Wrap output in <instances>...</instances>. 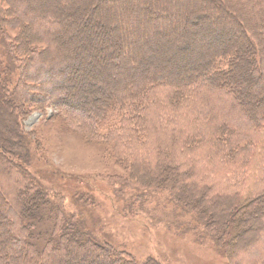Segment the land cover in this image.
<instances>
[{"label": "trees", "instance_id": "1", "mask_svg": "<svg viewBox=\"0 0 264 264\" xmlns=\"http://www.w3.org/2000/svg\"><path fill=\"white\" fill-rule=\"evenodd\" d=\"M62 1L0 4V34L16 30L0 71V264H159L98 238L29 170L38 141L24 122L47 109L124 167L127 178L108 177L118 197L166 191L226 263L264 264V244L254 255L264 237V184L215 190L184 155L201 149L239 175L251 139L250 156L264 153V0ZM95 8L103 21L85 15L97 18ZM67 20L76 35L68 36ZM85 41L104 45L114 74L98 93L74 79L88 68ZM157 54L174 63L158 64ZM231 219L244 220V236L223 225Z\"/></svg>", "mask_w": 264, "mask_h": 264}, {"label": "rangeland", "instance_id": "2", "mask_svg": "<svg viewBox=\"0 0 264 264\" xmlns=\"http://www.w3.org/2000/svg\"><path fill=\"white\" fill-rule=\"evenodd\" d=\"M61 2L63 1L61 0ZM161 2L163 3V0H158V4H162ZM95 10L98 11L97 18L93 12L91 14L88 12L85 15L95 21H101L102 17L99 16V13L102 11L100 8H95ZM67 21L68 36L76 35L77 29L74 23L70 20ZM109 25L111 26V24ZM97 26L99 27V25ZM81 29L83 30L82 27ZM6 33L5 37L0 34V71L9 60L7 48L10 42L6 37L12 39L16 30L8 29ZM109 36L112 37L111 33ZM169 37L173 38L170 34ZM166 42L171 47L177 48L178 46L174 42H172L173 44L168 40ZM84 46L87 51L82 61L83 65H87L88 68L84 67V73L74 76V79L83 91L84 89H94L98 93L102 83L112 81L114 74L108 66V61L104 58L107 54L104 45L95 47L91 43L86 45L85 41ZM167 56L168 54L165 56L157 54L154 60L162 65L174 63V60ZM79 58L81 56L77 59ZM106 59H109V62L118 60L114 55ZM53 115L52 109H47L45 118L34 112L24 122L25 131L32 133V138L35 139V142L38 141L37 147H35V143H32L31 146L34 160L29 166V170L41 178L45 186L62 194L67 213L78 217L87 226L86 228L98 238L129 253L137 262H144L148 258H152L159 264H228L208 240L205 238L199 240V237L204 233L203 229L198 228L197 232L190 229L194 217L175 208L166 191L157 193L153 190L145 191L136 188L127 191L128 195L126 196H134L137 200L126 199L125 193L121 194L123 197H118L108 177L127 178L128 172L110 155L108 156L109 149H105L103 144L86 143L59 116L53 117ZM182 125L184 124L182 123ZM251 141L255 143L256 140L251 139ZM254 143L249 144L244 150V158L247 163L245 168L240 169L241 174L239 175L234 169L232 170L234 172L231 173L222 163H215L217 161L214 157L206 156L205 152L200 151L201 149L184 155L189 159L193 158L198 163L195 169L197 175L202 174L203 180L213 184L215 190L223 189L226 186L244 190L264 184L260 175L264 174V153L258 152L250 156ZM256 164H258L257 167ZM191 165L196 164L191 162ZM231 182L233 185L230 184ZM243 222V219L238 223L231 219L224 222L223 225L228 228H236L238 232L243 231L242 235L244 236L248 227L246 228ZM197 240L201 241L200 244L197 243ZM263 244L264 237L254 255L261 250Z\"/></svg>", "mask_w": 264, "mask_h": 264}]
</instances>
